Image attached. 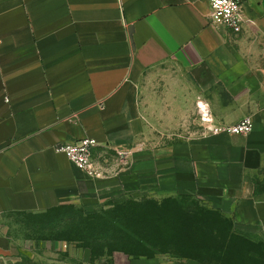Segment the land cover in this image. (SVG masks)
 Returning a JSON list of instances; mask_svg holds the SVG:
<instances>
[{
	"label": "crops",
	"instance_id": "obj_1",
	"mask_svg": "<svg viewBox=\"0 0 264 264\" xmlns=\"http://www.w3.org/2000/svg\"><path fill=\"white\" fill-rule=\"evenodd\" d=\"M211 14L209 0H0V264H14L8 214L183 194L230 220L236 246L223 262L264 264V0H243L240 33ZM165 66L180 75L151 101L142 81ZM196 103L203 134L158 143L157 111L176 132ZM207 113L217 126L250 116L254 127L209 132ZM86 137L99 143V177L56 151Z\"/></svg>",
	"mask_w": 264,
	"mask_h": 264
},
{
	"label": "rangeland",
	"instance_id": "obj_2",
	"mask_svg": "<svg viewBox=\"0 0 264 264\" xmlns=\"http://www.w3.org/2000/svg\"><path fill=\"white\" fill-rule=\"evenodd\" d=\"M179 75L174 66L147 72L142 81L143 94L151 101L163 100L165 83ZM196 108L197 103L190 123L178 127L176 132H165L163 107L157 111L159 116L156 120L153 117L155 123L151 126L158 136L156 141L160 144L178 142L202 135L204 130L197 121ZM210 210L192 194L162 202L127 196L82 201L45 213L8 214L1 220V228L15 252L14 264H128L132 257L154 254L213 264L209 251L202 253V249L191 242L200 237L212 245L219 243L215 234L209 238L202 236L212 232L204 229L206 223L215 228L221 225ZM215 232L220 235L219 228ZM223 263L243 264L233 263L228 258Z\"/></svg>",
	"mask_w": 264,
	"mask_h": 264
},
{
	"label": "built area",
	"instance_id": "obj_3",
	"mask_svg": "<svg viewBox=\"0 0 264 264\" xmlns=\"http://www.w3.org/2000/svg\"><path fill=\"white\" fill-rule=\"evenodd\" d=\"M212 14L211 20L214 25L223 26L236 33L242 32L244 28L243 0H209ZM202 119L206 123L204 128L209 132L227 131L233 134H249L254 127L253 120L247 116L238 123L231 126H217L212 123V118L203 115ZM99 143L94 138H83L76 142H65L56 146V151L65 153L70 161L77 167L84 169L91 177H99L102 174L100 166L95 159V150Z\"/></svg>",
	"mask_w": 264,
	"mask_h": 264
},
{
	"label": "trees",
	"instance_id": "obj_4",
	"mask_svg": "<svg viewBox=\"0 0 264 264\" xmlns=\"http://www.w3.org/2000/svg\"><path fill=\"white\" fill-rule=\"evenodd\" d=\"M199 213L200 212L196 211V215H199ZM210 213L214 214L217 217V219H219V222L221 223L220 227H216V228L220 229V235L216 234L217 232H215L216 231L215 225L211 227L209 224L206 223L205 225H207L209 227L204 226L205 227L204 229H211L212 232H211V234H208L206 232V235H202V236H206L209 238V236L217 235V239L219 240V243L218 244L216 243V245H212L211 243H206L205 240L202 241L200 237H197V241H195V239L193 238L191 240V242H192V244L195 243L196 246L201 248L202 253H204L203 251L208 250L209 253L213 256V261H221L222 260V262H223V260L226 257H228L230 254L231 247H232V245H230V243L233 242L232 240L235 237L230 234L231 222L229 219L225 218L224 216H222L221 214H219L218 212H216L214 210H210ZM213 230H215V231H213ZM146 256H153V255H146Z\"/></svg>",
	"mask_w": 264,
	"mask_h": 264
},
{
	"label": "clouds",
	"instance_id": "obj_5",
	"mask_svg": "<svg viewBox=\"0 0 264 264\" xmlns=\"http://www.w3.org/2000/svg\"><path fill=\"white\" fill-rule=\"evenodd\" d=\"M215 3H219V0H214Z\"/></svg>",
	"mask_w": 264,
	"mask_h": 264
}]
</instances>
